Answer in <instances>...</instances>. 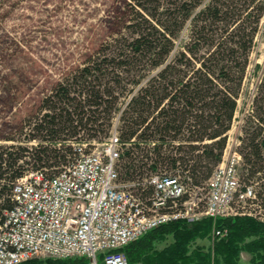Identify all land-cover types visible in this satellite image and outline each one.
<instances>
[{
	"label": "trees",
	"instance_id": "obj_1",
	"mask_svg": "<svg viewBox=\"0 0 264 264\" xmlns=\"http://www.w3.org/2000/svg\"><path fill=\"white\" fill-rule=\"evenodd\" d=\"M130 1L126 33L102 44L42 99L21 130L29 142L11 137L12 145H0V220L13 207L17 178L28 168L58 173L73 155L68 141L82 134L102 142L119 104L130 96L121 114L122 140L131 143L121 160L125 178L180 167L200 185L222 162L261 30L264 0ZM245 120L242 179L256 191L253 204L258 207L252 212L264 215V76ZM32 142L37 145L28 146ZM260 216L166 224L122 251L129 264H245L243 254L250 255L248 264H264ZM214 229L226 230L227 236L199 245L213 239Z\"/></svg>",
	"mask_w": 264,
	"mask_h": 264
},
{
	"label": "built area",
	"instance_id": "obj_2",
	"mask_svg": "<svg viewBox=\"0 0 264 264\" xmlns=\"http://www.w3.org/2000/svg\"><path fill=\"white\" fill-rule=\"evenodd\" d=\"M130 98L119 104L102 142L82 134L68 141L73 155L58 173L28 168L12 183L13 207L0 220V264L40 258L129 264L122 249L166 224L246 215L264 221L262 212H252L254 187L242 179L241 135L232 141L230 131L222 162L200 185L180 167L125 178L121 160L131 143L122 140L121 114ZM212 236L227 231L214 229Z\"/></svg>",
	"mask_w": 264,
	"mask_h": 264
},
{
	"label": "rangeland",
	"instance_id": "obj_3",
	"mask_svg": "<svg viewBox=\"0 0 264 264\" xmlns=\"http://www.w3.org/2000/svg\"><path fill=\"white\" fill-rule=\"evenodd\" d=\"M130 4V0H0L1 146L12 145L7 141L11 137L29 142L21 130L39 111L42 99L102 44L126 33ZM187 35L186 30L182 40ZM263 76L264 17L229 132L232 141L243 134ZM213 240L198 244L211 245ZM242 259L248 264L251 257L243 254Z\"/></svg>",
	"mask_w": 264,
	"mask_h": 264
}]
</instances>
